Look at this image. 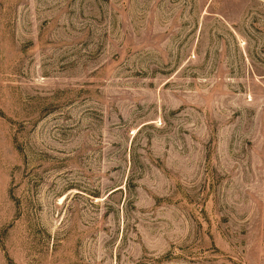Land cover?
<instances>
[{"label": "rangeland", "instance_id": "1", "mask_svg": "<svg viewBox=\"0 0 264 264\" xmlns=\"http://www.w3.org/2000/svg\"><path fill=\"white\" fill-rule=\"evenodd\" d=\"M0 264H264V0H0Z\"/></svg>", "mask_w": 264, "mask_h": 264}]
</instances>
